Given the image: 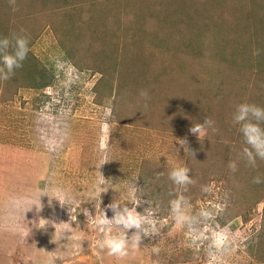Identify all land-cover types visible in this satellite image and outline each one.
Segmentation results:
<instances>
[{"label":"rangeland","instance_id":"rangeland-1","mask_svg":"<svg viewBox=\"0 0 264 264\" xmlns=\"http://www.w3.org/2000/svg\"><path fill=\"white\" fill-rule=\"evenodd\" d=\"M15 9L0 0V37L23 28L30 38L23 66L0 80V264H264V160L248 164L233 123L238 104L264 107V0H16ZM205 118L218 131L198 138L190 128ZM179 166L193 183L169 179ZM135 178L137 211L154 210L159 232L111 256L97 246L107 229L92 220L114 200L132 207ZM180 195L185 225L171 212Z\"/></svg>","mask_w":264,"mask_h":264},{"label":"clouds","instance_id":"clouds-1","mask_svg":"<svg viewBox=\"0 0 264 264\" xmlns=\"http://www.w3.org/2000/svg\"><path fill=\"white\" fill-rule=\"evenodd\" d=\"M10 6L15 9L16 0H9ZM26 30L21 28L19 33H13L12 37L7 36L0 37V80L7 81L11 79L15 71L23 66L24 60L27 58L29 52L30 38L25 34ZM261 50L256 49L253 55H260ZM140 98L145 102L144 107L147 108V101L150 98L148 90H141ZM111 109L108 110V116H111ZM233 123L240 125V131L244 137L245 143L248 147L243 149V156L246 158L250 166L255 167L256 159L264 160V107L258 106L254 103H240L236 106V110L233 114ZM208 129H211L214 133L218 131L215 127V121L212 118H205L202 123H197L190 128V132L197 134L198 138L202 135H206ZM111 126L107 122V118L102 124V132L99 140V148L104 155L102 156L100 165L109 162L107 151L109 148V141L111 135ZM182 146L187 144V140L179 141ZM188 150V149H187ZM189 151V150H188ZM194 156V152L189 151ZM229 168L234 172L237 169L235 161L229 163ZM190 169L186 166H179L173 168L169 172V179L177 186H187L193 183L189 176ZM138 178V177H137ZM135 178L129 184L131 198L133 206H122L118 200H114L109 203L105 209H101V214L94 217L92 223H94L101 232L107 229V234L102 240L97 241V246L100 249H107L108 254L119 258L126 257L130 248L138 249L142 241V237L149 236L150 234H158L159 229L157 227L158 220L154 210H148L145 212L137 211V208L141 205L142 199L136 196L139 188L136 186ZM254 183H260L259 176L255 177ZM109 180H105L100 174V184H107ZM108 188H100V193L107 191ZM186 190V189H185ZM47 195L46 192L41 191L39 195ZM38 197V201H39ZM58 200L61 206H64L66 195L59 189L54 196ZM187 203L186 199L180 195L176 199L170 201L171 212L178 225H185L190 222V218L186 214L184 205ZM42 207L39 203V208ZM111 210L113 215L108 217L107 211ZM206 214V213H204ZM44 220V219H42ZM115 227L116 231L112 228ZM132 234L129 235V231ZM227 236L224 233L216 234L214 241L217 247L225 244ZM159 252V249H154Z\"/></svg>","mask_w":264,"mask_h":264}]
</instances>
